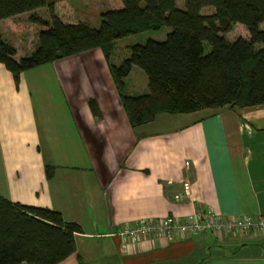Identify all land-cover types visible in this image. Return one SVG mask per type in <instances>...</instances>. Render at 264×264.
<instances>
[{"label": "crops", "instance_id": "crops-1", "mask_svg": "<svg viewBox=\"0 0 264 264\" xmlns=\"http://www.w3.org/2000/svg\"><path fill=\"white\" fill-rule=\"evenodd\" d=\"M68 1L57 14L85 21L64 18ZM37 9L0 20L16 58L35 49L40 29L20 33L14 20ZM109 62L96 47L25 69L18 82L0 62V195L80 224L76 250L57 264H264L256 231L153 234L120 247L114 233L140 219L264 214V103L162 112L134 126ZM186 181L191 195L179 199Z\"/></svg>", "mask_w": 264, "mask_h": 264}, {"label": "trees", "instance_id": "trees-1", "mask_svg": "<svg viewBox=\"0 0 264 264\" xmlns=\"http://www.w3.org/2000/svg\"><path fill=\"white\" fill-rule=\"evenodd\" d=\"M59 0H0V20L46 6L50 18L31 14L15 19L16 30L38 26L35 49L16 58L17 48L0 27V62L18 82L23 70L54 59L99 47L107 59L132 125L162 112H192L224 105L264 103V0H122L123 5L101 12L100 26L87 21L66 22L56 12ZM214 11L203 13L204 6ZM241 22L249 36L229 40L226 33ZM170 30L165 39L135 43L120 64L111 62L116 40L144 30ZM15 28V27H14ZM205 42L211 45L206 50ZM148 75L149 91L130 94L125 77L133 66ZM96 116L98 101L90 99ZM54 164H47L52 176ZM79 223L59 210L27 205L0 195V264H57L76 250Z\"/></svg>", "mask_w": 264, "mask_h": 264}, {"label": "built area", "instance_id": "built-area-1", "mask_svg": "<svg viewBox=\"0 0 264 264\" xmlns=\"http://www.w3.org/2000/svg\"><path fill=\"white\" fill-rule=\"evenodd\" d=\"M189 195H191V183L186 181L183 190L178 192L177 197L183 199ZM200 231H211L218 236L247 231L264 232V214L223 215L212 208L198 209L190 219H182L175 215H167L158 219H140L134 224L122 226L114 234L121 238L120 247L125 249L130 241H136L141 237L153 234L170 237L174 233H178L182 237H186Z\"/></svg>", "mask_w": 264, "mask_h": 264}, {"label": "rangeland", "instance_id": "rangeland-1", "mask_svg": "<svg viewBox=\"0 0 264 264\" xmlns=\"http://www.w3.org/2000/svg\"><path fill=\"white\" fill-rule=\"evenodd\" d=\"M119 1L123 5L122 0H71L74 11L69 12L64 16V18L70 17L72 19H84L91 25L98 27L101 23V12L106 9L119 7L117 6L119 4ZM61 2V7L58 6L56 9L57 13L62 14V12H66L64 3H69L70 1L61 0ZM178 5L180 7H184V0H178ZM213 11L214 7L211 5L204 6L202 9L203 13H211ZM34 13L39 14L42 17L49 16L50 18V14L46 6L39 7V9H37V11ZM31 14L33 13L24 14L21 16V18L16 19L28 20ZM260 28L264 29V21L260 23ZM169 30L170 27L168 25H164L161 29L158 30L148 29L138 33L128 34L122 38L117 39L116 46L113 53L111 54V62H117L118 64H120L126 57L130 56V47L133 44L145 43L149 38L160 40L165 39ZM26 31H29V29H27ZM35 34H38V32H35ZM249 34L250 32L248 28L241 22L234 23L232 29L226 33L229 40H235L240 36H249ZM205 48L208 51L211 49V45L208 42H205ZM125 81L126 91L128 93L136 95L149 91L148 75L145 70L137 64L133 66V69H131L130 73L125 77Z\"/></svg>", "mask_w": 264, "mask_h": 264}]
</instances>
